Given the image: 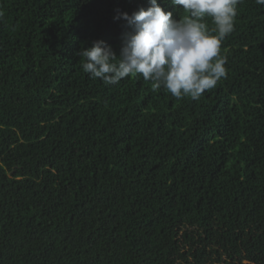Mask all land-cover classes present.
I'll return each mask as SVG.
<instances>
[{"label": "trees", "instance_id": "16d2710c", "mask_svg": "<svg viewBox=\"0 0 264 264\" xmlns=\"http://www.w3.org/2000/svg\"><path fill=\"white\" fill-rule=\"evenodd\" d=\"M141 6L0 0V264H264V5H237L198 100L83 72Z\"/></svg>", "mask_w": 264, "mask_h": 264}, {"label": "clouds", "instance_id": "9594fccd", "mask_svg": "<svg viewBox=\"0 0 264 264\" xmlns=\"http://www.w3.org/2000/svg\"><path fill=\"white\" fill-rule=\"evenodd\" d=\"M243 0H147V7L116 11L130 29L122 36L119 55L104 40H95L76 54L84 73L105 85L142 75L153 90L163 87L177 99L198 100L227 76L223 40L234 31L237 5ZM171 4L184 13L174 19ZM264 5V0H255ZM210 18L214 27H209Z\"/></svg>", "mask_w": 264, "mask_h": 264}]
</instances>
